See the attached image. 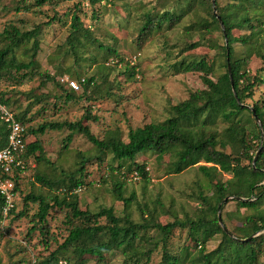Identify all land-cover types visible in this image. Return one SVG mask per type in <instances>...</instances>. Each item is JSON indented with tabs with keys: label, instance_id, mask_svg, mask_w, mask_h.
I'll list each match as a JSON object with an SVG mask.
<instances>
[{
	"label": "trees",
	"instance_id": "16d2710c",
	"mask_svg": "<svg viewBox=\"0 0 264 264\" xmlns=\"http://www.w3.org/2000/svg\"><path fill=\"white\" fill-rule=\"evenodd\" d=\"M54 1L56 0H35L34 5H24L22 9L17 10L31 12L34 7L42 8ZM110 1L82 0L75 6L71 16V34L67 40L73 53L80 50L87 52L90 45H97L100 51H106L110 56H119L116 49L104 47L93 36L91 27H87L82 20V15H88L83 9L84 6L92 7L91 20L96 22L100 17L99 8L102 7L100 6L102 2L107 5ZM179 1L184 4L187 13L182 9L173 13L166 11L162 14L154 12L144 14L143 23L138 30V39L145 40L153 33L163 31L165 27L167 29L175 27L185 15L197 12V7L208 10V17L201 16L198 22L186 28V32L221 34L224 41L222 45L217 39L207 43L209 49L214 52L209 68L204 71L206 56L199 59L185 57L173 65L177 73H202L205 89L191 93L187 100L174 106L167 121L131 129L126 141L118 128L109 130L104 139L100 140L88 126L83 125L82 121L44 123L38 129H31L26 126V122H30L28 113L16 115L18 122L26 128L27 140L26 150L21 156L25 170L18 169L14 172L16 192L19 196L20 179L27 170L31 158L38 163L50 164L44 155L43 143L39 140L29 143L28 140L44 135L48 130L63 129L71 132L65 139L66 149L72 144L75 135L86 137L100 154L109 153L113 157L118 165L117 169L112 165L110 169L118 171L124 180L137 176L146 183L150 181L146 164L137 162L139 155L147 154L168 156L171 171L175 174L204 163L211 167L201 165L199 170L210 184L214 183L211 181L212 173L226 174L231 176V179L213 184L215 192L212 197L200 195L203 205L206 206L203 216L195 219L187 217L185 220L177 219L173 223L162 224L147 206L142 209V213L147 212V217L145 214L141 215L140 222L134 221L127 212L124 216H118L114 208H102L96 212L83 209L79 204L78 194L80 189L86 190L89 185L85 180V166L89 162L86 157H82L79 168L61 179L59 183L55 184L45 177L37 176L36 181L49 189L61 185L64 196L54 195L53 204L44 196L30 194L25 197L26 204L31 202L39 206L38 212L33 216L38 227H33L32 231L38 228L41 235L48 236V217L54 206L69 211L67 219L70 226L64 242L38 264H60L61 257L68 252L79 258L89 256L102 262L105 261L107 254L114 251H121L126 257V263L131 264L150 263L156 252L161 253L160 264H260L261 245L264 243V213L260 211V206L264 203V140H262L264 97L252 106L248 104V100H253L256 89L264 86V67L253 77L248 71V65L254 56L264 61V0H228L225 6H221L219 0H215V5L212 0ZM56 20L54 17L47 26H51ZM235 31L244 34L236 36ZM41 34V26L28 32H22L14 26L4 29L0 36L6 44L0 49V81L5 80L20 86L28 79L40 76L43 79L42 85H45V82H56L54 77L42 75L37 71ZM31 43L32 47H29ZM202 45L206 43H186L184 52H191ZM22 47L28 61L21 62L16 56V50ZM238 47L243 51H237ZM229 65L232 68L234 86L228 71ZM221 70L224 72L214 79ZM77 80L81 82L82 79ZM84 80L82 88L86 93L95 80L93 78ZM57 85L60 87V84ZM72 92L70 90L66 94V101L76 100ZM6 96L0 92L2 103L12 111V98L6 99ZM43 97L34 98L40 104ZM83 120L99 122L90 109L86 111ZM219 121L227 127L220 130L217 127ZM8 135V129L0 120V150L7 146ZM228 149L230 153L227 152ZM257 153L259 156L254 168ZM98 161L103 160L99 157ZM245 190L247 194L244 193ZM113 193L117 201L128 210L134 198L124 196L125 183L117 181ZM231 197L244 200L235 202L239 208L249 211V214L242 217L244 226L241 228V236L234 235L223 222L221 225L219 221V212L225 209L224 201ZM3 207L4 201L0 197V219ZM16 207L17 202L7 218L15 214ZM27 215L28 211L25 209L23 213L18 214V218ZM102 220L105 223H101ZM179 229H187L188 240L197 247L192 255L183 248L173 249L171 237ZM151 231H156L157 234H148ZM258 234L261 235L255 237ZM217 237L221 238L217 248L208 251V244Z\"/></svg>",
	"mask_w": 264,
	"mask_h": 264
},
{
	"label": "rangeland",
	"instance_id": "374dc122",
	"mask_svg": "<svg viewBox=\"0 0 264 264\" xmlns=\"http://www.w3.org/2000/svg\"><path fill=\"white\" fill-rule=\"evenodd\" d=\"M81 1L56 0L42 8L34 7L31 12H19L18 8L22 9L24 5L32 6L35 0H0V36L4 29L10 26L22 32L41 26L37 71L56 80L42 85V77L34 76L20 86L9 81H0V92L7 95L6 99L12 98L11 110L16 115L28 113V128L38 129L40 125L51 122L82 121L100 140L104 139L109 130L118 128L126 141L131 129L167 121L174 106L187 100L191 93L205 89L202 73H177L173 65L185 57L199 59L206 56L204 71L209 68L214 52L209 49L207 43L217 39L222 45L224 41L221 34L186 32V28L198 22L201 16L208 17V10L197 7V12L185 15L175 27H165L163 31L155 32L145 40L139 41L138 30L143 23L144 14H162L166 11L173 13L182 9L187 13L184 4L179 0H111L107 5L102 2V7L99 8L100 17L96 22L91 20L92 7L84 6L83 9L88 14H81L84 24L91 27L93 36L104 47L117 50L119 56L115 57L106 51H100L97 45H90L87 52L80 50L73 53L70 50L67 40L71 34V16L75 6ZM219 1L221 6L228 3V0ZM212 3L215 5L216 1L212 0ZM54 17L57 20L47 26ZM242 34L244 33L235 31L236 36ZM194 42H204L206 45L191 52H184L186 43ZM5 45L0 37V49ZM29 47H32V43ZM238 48L237 51H243L241 47ZM16 56L21 62L28 61L23 47L16 50ZM262 67L264 61L254 56L249 62L248 71L254 77ZM223 72L224 70L219 71L214 79ZM63 78L74 81L93 78L95 83L86 93L84 88L73 91L76 100L66 101L65 96L70 90L66 83L61 82ZM57 84H60L61 88ZM42 96V103H37L34 97ZM263 97L264 86H260L256 89L253 100H248V104L252 106ZM88 109L99 119L98 123L83 120ZM217 127L222 130L227 125L219 121ZM70 133L68 129L48 130L44 135L28 140L29 143L36 140L43 143L44 155L50 164L38 163L31 158L20 179L15 214L5 219L2 212L0 264H38L64 242L70 227L67 219L69 211L53 207L48 217L49 234L44 237L38 228L32 231L33 227H38L33 216L38 212L39 206L31 202L26 204L25 197L30 194L44 196L50 203L54 195L63 197L61 185L49 189L38 183L36 177L42 176L55 184L59 183L79 168L82 157L89 159L85 166V180L89 185L78 194L80 206L94 212L102 208H114L118 216H124L127 212L136 222L141 221L143 214L147 217L146 211L142 213L144 206L154 212L162 224L173 223L177 219L185 220L187 217L195 219L203 216L206 206L203 205L200 195L212 197L215 192L213 184L231 179V176L226 174L212 173L211 181L214 183L210 184L199 170L201 165L211 167L204 163L175 174L171 171L168 156L147 154L139 155L137 162L146 164L150 181L146 183L140 180V177L124 180L118 171L110 169L111 165L117 169L118 164L114 162L113 157L109 153L100 154L86 137L75 135L72 144L66 149L65 139ZM227 152L230 153V150ZM99 157L102 162L98 161ZM117 181L125 183L124 196L134 198L128 210L114 196L113 187ZM244 193L247 194V190ZM225 201V209L221 212L222 222L234 235L241 236V228L244 226L242 217L249 214V211L239 208L235 202L238 200L232 197ZM25 209L28 215L19 219L18 214L23 213ZM260 211L264 213V203L261 204ZM101 223L105 221L102 220ZM187 231L176 230L170 243L173 249L183 248L192 255L197 247L188 240ZM148 234L156 235L157 232L151 231ZM259 235L261 234L255 237ZM220 240L221 238L217 237L211 241L207 250H215ZM60 261L64 264H131L126 263V257L121 251L107 254L102 262L89 256L79 258L72 252L63 255ZM160 261L161 253L156 252L147 264H160ZM260 264H264V243L261 245Z\"/></svg>",
	"mask_w": 264,
	"mask_h": 264
},
{
	"label": "built area",
	"instance_id": "2783aa9c",
	"mask_svg": "<svg viewBox=\"0 0 264 264\" xmlns=\"http://www.w3.org/2000/svg\"><path fill=\"white\" fill-rule=\"evenodd\" d=\"M62 83H66L72 91H80L82 89L81 82L70 80L69 78L61 79ZM0 120L8 129L7 146L0 150V197L4 201L3 215L6 219L10 212L15 208L17 202L16 182L14 181L15 170H25V164L21 160L27 146L26 128L18 122L16 114L10 111L1 101L0 97ZM135 178H138L135 176ZM83 189H80L81 191ZM60 264H64L61 262ZM66 264V262H65Z\"/></svg>",
	"mask_w": 264,
	"mask_h": 264
},
{
	"label": "water",
	"instance_id": "95a60500",
	"mask_svg": "<svg viewBox=\"0 0 264 264\" xmlns=\"http://www.w3.org/2000/svg\"><path fill=\"white\" fill-rule=\"evenodd\" d=\"M213 2H215V0H213ZM219 20H220V18H218ZM221 21V20H220ZM228 71H229V74H230V79H231V81H232V86H234V83H233V79H232V68H231V66L229 65L228 66ZM237 97V96H236ZM258 123H259V125L261 126V123H260V121L258 120ZM262 140H264V134H262ZM260 152V151H259ZM258 156H259V153H257V155L255 156V159H254V168H255V165H256V162H257V158H258ZM232 199H236V200H238V201H244V200H242V199H240V198H233L232 197ZM228 199H226V201H227ZM225 201V202H226ZM219 221H220V223H221V225L223 224L222 223V218H221V212H219Z\"/></svg>",
	"mask_w": 264,
	"mask_h": 264
}]
</instances>
